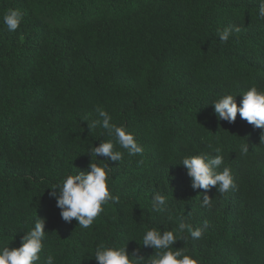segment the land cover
Segmentation results:
<instances>
[{"label": "trees", "instance_id": "trees-1", "mask_svg": "<svg viewBox=\"0 0 264 264\" xmlns=\"http://www.w3.org/2000/svg\"><path fill=\"white\" fill-rule=\"evenodd\" d=\"M264 0H0V250L16 248L39 219L54 264H98L100 244L140 249L155 228L174 231L173 248L199 264H264V129L239 114L219 120L214 102L256 87L264 91ZM23 14L12 32L10 10ZM240 27L227 43L218 32ZM100 107L134 134L143 155L122 161L92 157L113 140L89 123ZM85 117L88 120H85ZM249 145L247 155L240 154ZM211 145V147H209ZM235 187L193 189L186 157L215 158ZM111 168L109 202L91 227L62 218L52 186L90 163ZM143 160V164L139 161ZM167 197L162 212L152 201ZM204 196L212 198L203 204ZM208 227L201 239L180 223Z\"/></svg>", "mask_w": 264, "mask_h": 264}, {"label": "clouds", "instance_id": "clouds-1", "mask_svg": "<svg viewBox=\"0 0 264 264\" xmlns=\"http://www.w3.org/2000/svg\"><path fill=\"white\" fill-rule=\"evenodd\" d=\"M260 17L264 18V3L260 6ZM23 21V14L19 10L10 9L4 16V23L9 31H16ZM233 31L239 34L240 27H228L218 32L221 43H227ZM215 113L221 121L235 123L237 116L245 120L256 129H264V91L252 87L243 94L242 103L238 104L233 95H226L214 102ZM98 119L89 123L91 130L97 126L106 130L113 140L103 142L99 147L91 151L92 157L101 156L111 161H122L123 153L117 151V145L124 149L129 156L143 155L144 148L138 144L134 134L129 133L125 127L113 124L109 113L100 107L96 108ZM85 120H88L85 117ZM264 142V134L261 136V143ZM211 147V145H209ZM218 155L209 158L206 155H195L186 157L181 164L187 169V175L191 178L193 189H203L210 191L213 187H218V193L223 195L235 187L232 170L229 167L217 171L223 165L221 148L213 149ZM249 145L242 144L240 154L247 155ZM143 160L139 161L143 164ZM111 168L95 162L90 163L87 170L80 171L79 174L69 175L60 185L52 186V197H58L57 207L62 209V218L66 222L73 219L78 221L81 228H89L94 221L104 211V205L109 202L119 203V196H113L109 186V174ZM212 198L204 196L203 204L210 205ZM167 205V197L157 193L152 201L153 212H162ZM205 221L203 227L192 229L191 225L180 223L178 232L188 231L193 239H201L204 230L208 227ZM46 237L45 220L39 219L32 230L23 236L21 246L16 248L3 247L0 250V264H38L41 253L44 250V240ZM184 236L177 237L174 231H161L153 228L143 236V247L154 248L155 254L147 257L140 255V249H136L129 254L127 247H107L100 244L95 252V259L98 264H199L197 259L186 254V248H173L178 241H184ZM46 264H54V258L49 255Z\"/></svg>", "mask_w": 264, "mask_h": 264}]
</instances>
